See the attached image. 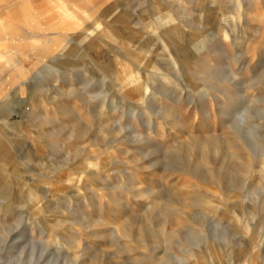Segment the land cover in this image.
<instances>
[{"label": "rangeland", "instance_id": "rangeland-1", "mask_svg": "<svg viewBox=\"0 0 264 264\" xmlns=\"http://www.w3.org/2000/svg\"><path fill=\"white\" fill-rule=\"evenodd\" d=\"M0 264H264V0H0Z\"/></svg>", "mask_w": 264, "mask_h": 264}]
</instances>
